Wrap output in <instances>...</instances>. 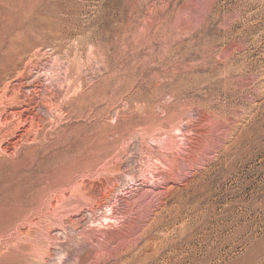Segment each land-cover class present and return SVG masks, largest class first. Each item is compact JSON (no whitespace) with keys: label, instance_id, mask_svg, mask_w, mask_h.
Wrapping results in <instances>:
<instances>
[{"label":"rangeland","instance_id":"374dc122","mask_svg":"<svg viewBox=\"0 0 264 264\" xmlns=\"http://www.w3.org/2000/svg\"><path fill=\"white\" fill-rule=\"evenodd\" d=\"M0 95V264H264V0H0Z\"/></svg>","mask_w":264,"mask_h":264},{"label":"bare ground","instance_id":"6f19581e","mask_svg":"<svg viewBox=\"0 0 264 264\" xmlns=\"http://www.w3.org/2000/svg\"><path fill=\"white\" fill-rule=\"evenodd\" d=\"M20 90H21V89H20ZM15 93H16V92H15ZM4 96H6V97H7V95H4ZM4 96H3V97H4ZM0 97L2 98V96H1V95H0ZM1 98H0V100H2V99H3V98H2V99H1ZM15 98H16V97H15ZM3 100H4V99H3ZM3 100H2V101H0V102H3ZM5 100H6V98H5ZM9 100H10V101H12V103L14 104V102H15V100H14V99H12V100H11V99H9ZM13 100H14V102H13ZM17 101H18V99H17ZM9 103H10V102H9ZM0 104H1V103H0ZM5 104H6V103H5ZM15 105H16V104H15ZM15 105H14V106H15ZM17 105H18V104H17ZM20 105H21V104H20ZM24 105H25V104H24ZM10 106H11V105H10ZM12 106H13V105H12ZM25 106H26V105H25ZM20 107H22V106H20ZM12 108H13V107H12ZM23 110H24V109H23ZM25 110H26V109H25ZM5 111H6V110H4V113H5ZM21 112H22V111H21ZM23 112H24V111H23ZM27 112H28V111H27ZM10 113H12V112H10ZM10 113H9V114H10ZM13 113H14V112H13ZM0 114H2V112H1ZM19 114H20V113H19ZM10 115H11V114H10ZM15 115H16V114H15ZM0 116H1V115H0ZM19 116H20V115H19ZM24 116H25V115H24ZM33 116H34V115H33ZM7 117H8V116H7ZM12 117H13V119H12V120H15V119H14V116H12ZM0 118H1V117H0ZM5 118H6V117H5ZM5 118L3 119L4 121H5ZM8 118H9V117H8ZM17 118H18V117H17ZM27 118H28V117H27ZM27 118H26V119H27ZM31 118H32V116H31ZM34 119H35V118H34ZM34 119H33V120H34ZM8 120H9V119H8ZM20 120H21V119L19 118V120H18V121H20ZM27 120H28V119H27ZM31 120H32V119H30V121H31ZM16 121H17V120H16ZM24 121H25V120H24ZM6 122H8V121L6 120ZM2 123H3V121H2ZM16 123H21V122H16ZM28 123H29V122H28ZM3 124H4V123H3ZM5 124L8 126V124H11V123H8V124H7V123H5ZM1 125H2V124H0V126H1ZM11 125H12V124H11ZM13 125H16V124H13ZM19 125H21V124H18V125H16V126H19ZM23 125H24V124H22V127H23ZM31 125H32V122H31ZM2 127H4V128H5V126H3V125H2ZM14 127H15V126H14ZM19 127H20V126H19ZM28 127H29V126H28ZM30 127H31V126H30ZM4 128H2V129H4ZM6 128H7V127H6ZM0 129H1V127H0ZM2 129H1V130H2ZM14 129H15V128H14ZM14 129H13V130H14ZM24 129H26V128H24ZM13 130H12V132H13ZM15 130H16V132L18 131L17 129H15ZM15 130H14V131H15ZM25 131H26V130H25ZM6 132H7V130H6ZM8 135H9V134H8ZM14 136H15V135H14ZM11 137H12V136H11ZM18 137H19V136H18ZM1 140H2V139H1ZM3 141H4V140H3ZM6 143H7V142H6ZM7 144H8V143H7Z\"/></svg>","mask_w":264,"mask_h":264}]
</instances>
